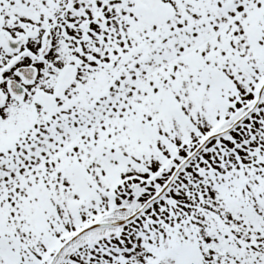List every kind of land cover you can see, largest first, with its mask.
<instances>
[{"label": "snow or ice", "instance_id": "6c2138e0", "mask_svg": "<svg viewBox=\"0 0 264 264\" xmlns=\"http://www.w3.org/2000/svg\"><path fill=\"white\" fill-rule=\"evenodd\" d=\"M0 264H264V0H0Z\"/></svg>", "mask_w": 264, "mask_h": 264}]
</instances>
